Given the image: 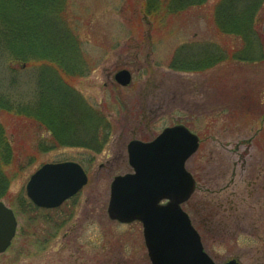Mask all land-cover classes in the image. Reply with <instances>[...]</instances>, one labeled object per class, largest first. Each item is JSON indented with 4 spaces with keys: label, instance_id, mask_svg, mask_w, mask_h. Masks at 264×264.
I'll list each match as a JSON object with an SVG mask.
<instances>
[{
    "label": "rangeland",
    "instance_id": "374dc122",
    "mask_svg": "<svg viewBox=\"0 0 264 264\" xmlns=\"http://www.w3.org/2000/svg\"><path fill=\"white\" fill-rule=\"evenodd\" d=\"M15 2L0 9L12 16ZM38 2L50 12L41 10L47 17L33 23L37 46L28 62L0 47V133L12 152L0 201L18 220L0 264H152L142 223L110 219L111 187L134 174L131 143L153 142L178 125L200 139L186 164L196 190L183 209L205 251L216 264H264V8L250 49L216 27L221 0L176 11L165 1L153 15L148 0H21L19 6ZM34 55L65 63L78 55V72H65L63 83L96 126L74 106L77 135L69 138L61 128L56 140L25 112L52 96L56 81L45 70L56 66ZM122 70L133 75L128 87L114 79ZM63 162L85 169L84 188L57 209L26 208L30 178Z\"/></svg>",
    "mask_w": 264,
    "mask_h": 264
},
{
    "label": "water",
    "instance_id": "95a60500",
    "mask_svg": "<svg viewBox=\"0 0 264 264\" xmlns=\"http://www.w3.org/2000/svg\"><path fill=\"white\" fill-rule=\"evenodd\" d=\"M116 80L128 86L131 75L123 71ZM198 148L199 138L184 126L166 129L149 144L133 142L129 155L135 174L113 183L110 218L144 224L153 264H215L204 252L200 236L181 208L196 190L186 163ZM87 182L86 174L76 164L48 165L31 178L27 193L38 207L53 209L76 195ZM162 201L168 204L161 205ZM17 229L14 211L0 202V255L12 245Z\"/></svg>",
    "mask_w": 264,
    "mask_h": 264
},
{
    "label": "trees",
    "instance_id": "16d2710c",
    "mask_svg": "<svg viewBox=\"0 0 264 264\" xmlns=\"http://www.w3.org/2000/svg\"><path fill=\"white\" fill-rule=\"evenodd\" d=\"M6 1L8 2V0H0V5L3 6ZM165 1H168L167 4L170 5V8L173 11L178 9L184 10L185 7L189 9L190 6L200 7L208 2V0H148L147 4L150 7L149 12H151L152 15L159 13V9L164 6ZM20 3L21 0H16L12 16L8 15L7 10L4 8L0 9V47L3 48L7 46V51L16 55L15 58H17L18 62H28L26 59L28 58L27 56L33 55L31 52L34 53L32 50H34L37 46L38 35L33 23L42 17L43 12L41 10L48 13L50 12V8L47 5L38 2V5L36 6L33 4H26L27 9L23 8L21 10L19 6ZM263 8L264 0H221L220 4L217 5L214 11V21L221 34L239 37L244 41V44L247 46L249 45L251 49L254 46L253 37L255 32V23L259 19V12L262 11ZM25 14L28 17V20L23 23L22 18ZM46 17L47 16H43L41 20ZM13 20L21 21L22 24H15ZM181 52L182 51H178V54ZM207 55L214 54L210 53ZM34 56L35 58L38 56L39 59L50 62L52 65L56 66V70L52 68L53 66L49 69L45 68V70L53 72L56 81L54 82L55 87L52 89V91L54 90L52 96L48 95L40 101H37L36 106L31 111L29 109L31 108L30 106L25 109V112L32 116H36L39 120L37 122L47 124L48 126L46 127L48 128V131L54 135L56 140L60 135L59 132L61 128L67 129L69 131L67 137L71 138L70 136L77 135V130L73 126L77 124V119H75L72 115L74 106L78 107V113L85 119L90 121L91 118L83 115V111L79 108L76 98L63 83L65 72L72 75H76L78 72L79 65L77 64L76 59L79 57L78 55H75L74 60L70 59L68 61L69 63H65L64 57L51 58L49 55ZM176 62H178V60H175L173 63L175 64ZM181 68L183 69L184 67L181 66ZM11 105L13 106V104ZM7 109L17 112L19 110V108L15 109L14 107H11L8 101ZM85 112L89 115V112L86 111V109ZM29 114L28 116H30ZM93 121L94 120H91L89 123L96 126L97 123H93ZM92 130L97 131L98 127H95ZM11 154L12 152H9L7 144H5V139L3 138L2 133H0V198H2L8 185L3 174L4 162H8L12 159ZM25 207L37 210L32 204L27 206L25 205Z\"/></svg>",
    "mask_w": 264,
    "mask_h": 264
}]
</instances>
